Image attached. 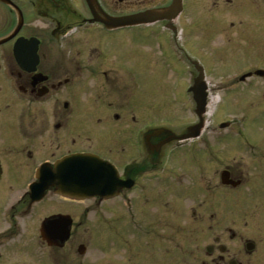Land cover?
<instances>
[{
    "label": "flooded vegetation",
    "instance_id": "1",
    "mask_svg": "<svg viewBox=\"0 0 264 264\" xmlns=\"http://www.w3.org/2000/svg\"><path fill=\"white\" fill-rule=\"evenodd\" d=\"M173 1L0 0V264H264V231L234 230L238 217L254 213L264 229V92L248 125L245 116L202 127L199 119L187 140L191 127L175 135L139 126L147 112L140 82L157 81L155 59L142 47H156L163 73L186 75L189 62L196 69L178 40L189 0L169 12ZM203 7L210 35L226 21L251 23L238 35L264 32V0H203ZM230 78L225 86L264 88V65ZM82 154L105 166L103 194L78 199L71 160ZM176 213L191 221L173 222ZM206 222L238 238L236 249L218 234L203 253ZM95 244L116 256L86 262Z\"/></svg>",
    "mask_w": 264,
    "mask_h": 264
},
{
    "label": "rangeland",
    "instance_id": "2",
    "mask_svg": "<svg viewBox=\"0 0 264 264\" xmlns=\"http://www.w3.org/2000/svg\"><path fill=\"white\" fill-rule=\"evenodd\" d=\"M228 8L229 7L226 5H221L217 10L220 9L226 13ZM199 13L200 21L198 20ZM206 14L208 13L203 7V0H189L187 11L184 13V16H182L180 23H177L179 28V42H181L180 37L182 36L181 40L187 46L190 57L197 60V62L202 63L205 68L207 67V72L209 73V76H207V84L209 86L210 95L207 100L208 104L206 112L202 114V118H199L195 112L196 103L192 97L191 91H185V87H192L194 83L193 78L198 75V71L194 66L190 62L188 63V73L186 75L183 74L180 76L179 74L172 75V73L169 74L168 72L163 73L162 69L160 70L159 64L161 55L156 47H152L149 43L142 48L148 53V55L155 59L154 74L156 75L157 81L140 82V99L142 102L146 100L142 105H145L147 112L141 114L142 118L139 122V126H142L145 123H150L153 127L166 129L169 133L178 135L182 133L183 130L198 125L199 119L200 122L203 121L202 123L205 126H214L222 120H240L245 116L242 125H246V121L248 125L250 120H254L252 119V116H257L254 112L260 114L259 107L254 108L255 102L260 99V96L264 92L263 85L260 81H239L237 87L225 85L233 82L230 77H233L234 74H238L254 65H264V32L252 36L248 35V37L247 35H238L236 32L240 30L244 31L252 29L251 23L247 22L244 27L239 28L240 26L238 23L237 25L231 26V23L226 21L222 31L216 29L214 31L215 34L210 35L209 33H212L211 29L213 28L211 26L207 27V21L204 19ZM169 39L170 44L174 47V50H176L173 38ZM126 42L127 39L125 40V43ZM128 42L130 43V40H128ZM222 54L223 56H221ZM208 68L211 69L209 70ZM147 95L149 96L148 98H146ZM179 95H182L187 99V102L184 103L185 106H182L177 101V98L180 97ZM113 121L115 120L113 119ZM100 123V127L104 126L106 124V119H102ZM252 125L260 127L262 126V120L257 121V123L254 122ZM126 129L127 128H125V130ZM128 142H132V139ZM112 155L116 157L118 154L113 152ZM128 158V156L123 157L121 158V161H127ZM200 180L202 181V178H200ZM186 184H194L191 177H188ZM204 200L205 202L202 206H204L206 210L207 208L211 209L207 205V198ZM189 204L195 205V203ZM211 211L213 210H207L203 214L206 221H211ZM112 213L114 221L116 222L119 214L118 205L113 206ZM177 215L180 214H173V222H181L185 220L183 218H177ZM238 218L241 223L237 222V226L234 227L236 229L234 230L239 235L244 237H248L247 235H249V233H255V235L259 236L262 235L264 229H262V227L259 226L260 224L257 223V221H261L258 214L255 215L254 213L252 216L245 218L251 222L247 226H245V219H242V216ZM185 221L190 222V216H188V219ZM189 227L191 228L193 226L189 225ZM189 231L190 230H188V232ZM218 234L222 237L225 236V233L222 230L209 229L207 222L205 224H200V250L203 253H206L205 247L207 245L215 242L214 236ZM228 237V235H226V238L224 237L226 244L236 249V246L239 245L238 238L234 241V239L231 240L228 239ZM96 246L97 244H95L92 250V257L94 259L87 257L85 259L86 262L100 260L105 254L106 256H116L115 252H110L109 255L108 252L110 250L103 253L104 251Z\"/></svg>",
    "mask_w": 264,
    "mask_h": 264
},
{
    "label": "water",
    "instance_id": "3",
    "mask_svg": "<svg viewBox=\"0 0 264 264\" xmlns=\"http://www.w3.org/2000/svg\"><path fill=\"white\" fill-rule=\"evenodd\" d=\"M181 0H174L169 12H178ZM198 75L195 77L193 86L190 91L193 93V98L196 103V113L202 116L206 112L207 107V83L204 81L203 69L200 64L195 61ZM202 118V117H201ZM203 121L200 122V127L203 126ZM199 125L193 126L189 129L188 136H197ZM185 136L183 138H186ZM88 158L85 155H77L71 160L72 167L76 166V171H73V175H76V185L78 191L92 190L95 193H101L104 190V184L106 182L105 166L99 162L93 163L88 169Z\"/></svg>",
    "mask_w": 264,
    "mask_h": 264
}]
</instances>
